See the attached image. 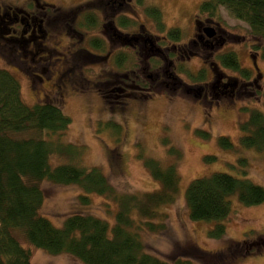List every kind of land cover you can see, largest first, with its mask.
I'll return each instance as SVG.
<instances>
[{"label":"rangeland","instance_id":"374dc122","mask_svg":"<svg viewBox=\"0 0 264 264\" xmlns=\"http://www.w3.org/2000/svg\"><path fill=\"white\" fill-rule=\"evenodd\" d=\"M39 1L43 4L54 3L65 11H81L77 21L73 22L77 26L75 31L59 30L53 37L43 39L40 48H45L46 44L47 51L53 52L54 47L63 50V47L70 45L73 52L79 49L78 55L85 53L87 56L80 55L79 65L75 69L72 65L68 66L67 72L62 71L65 74L63 77L52 78L40 74L31 78L26 73L28 62L22 64L18 60L21 57L17 48L24 45L22 40L10 38L6 42L1 38V35L7 37L8 34L0 20V32H5L0 35V67L18 79L23 101L33 105L52 100L60 105L71 118L65 138L83 148L82 164L88 168L98 167L120 192L151 191L159 187L144 165L145 157L154 158L163 165L175 163L180 172V189L175 201L160 208L165 213V218H162L165 227L158 231H141L145 251L171 264L178 259L188 260L190 264H264V202L244 205L236 195H232L231 211L224 220L225 233L220 238H214L208 234L214 225L213 221L190 219L184 198V191L192 179L216 171L240 178L246 176L264 187V151L239 145L240 123L248 119L250 109H264V59L258 49L260 41L250 33L247 23L231 16L224 7L219 8V15L214 19L219 22L229 43L225 52L233 51L237 54L240 66L247 70L246 76L251 81L255 78L257 87L244 96L215 97L212 92H208L205 98L200 99L194 90L186 93L181 92L180 87L171 90V84L168 87L154 84L153 78L149 79L147 75L154 76L163 72L161 67L148 68L155 60L153 52L129 48L126 60V49L121 48V42H116L112 45L114 48L118 46L115 51L122 52L119 56L121 63L119 59L114 60L113 56L105 57L112 34L99 25L89 26L86 15L94 13L90 10L96 8L102 11L100 15L109 18L113 6L107 4L108 0ZM201 1L125 0V4L116 13L120 16L127 13L122 10L131 9L130 21L135 18L138 23L141 22L153 38L155 35L165 36V32L159 31L157 22L146 11L148 6L155 5L162 11L165 28H180L183 34L180 43H187L193 35L196 18L209 17L199 13ZM1 5L21 7L24 0H0L2 15L5 11ZM45 6L49 9L48 5ZM121 17L128 19L124 15ZM117 34L121 36L118 40L123 41L125 33ZM70 41H78V44L72 45ZM170 41L168 39L163 43ZM95 45L99 48H94ZM90 51L102 54V57L87 53ZM219 53H213L206 60L193 55L190 58L184 56L179 61L182 64L174 72L189 87L196 88L203 81L191 77L201 69L204 75H209L208 63L213 60L221 71L245 78L239 71L223 66ZM251 55H256V68ZM60 57V54L55 55L53 60ZM27 60L31 62L28 57ZM42 66L39 64L38 68ZM132 69L134 77L138 76L137 83L144 87L134 86L136 91L133 94L136 98L123 96L128 92L117 90L119 87L124 88L125 84L130 87L124 89L133 90L131 85L134 82L126 77ZM100 88L105 90L104 102L98 95ZM113 126L116 130L112 129ZM221 135L230 138L233 149L220 146L218 137ZM171 149L177 152V158L176 154L170 152ZM205 156L213 158L204 159ZM239 158L245 159L244 163ZM51 160L53 163L62 161L56 156H52ZM40 187L43 192L40 213L54 225L60 226L73 213H91L110 223L114 221L117 203L103 195L89 193V201L84 204L78 200L84 190L76 184L44 180ZM16 235L30 251V264H85L68 253L50 254L37 249L25 242L20 234Z\"/></svg>","mask_w":264,"mask_h":264},{"label":"trees","instance_id":"16d2710c","mask_svg":"<svg viewBox=\"0 0 264 264\" xmlns=\"http://www.w3.org/2000/svg\"><path fill=\"white\" fill-rule=\"evenodd\" d=\"M220 7L247 23L250 33L260 41L258 49L264 59V0H202L198 11L215 19ZM146 11L164 30L161 9L150 5ZM166 35L173 41L183 38L178 27L168 28ZM219 60L223 66L244 74L235 52H224ZM204 74L201 69L191 78L203 80ZM70 124V116L55 101L26 104L18 79L0 67V264H30V251L16 233L37 249L50 254L68 253L85 264H171L145 251L141 231L165 227V213L160 208L174 202L180 189L176 164L163 165L145 157L144 165L159 187L120 192L98 167L82 164L83 148L65 138ZM239 128L241 147L264 151V109H250L248 119ZM112 129L116 130L114 126ZM218 142L223 148H234L228 136H219ZM170 152L178 157L174 149ZM52 156L62 161L53 163ZM44 180L80 186L84 193L78 200L84 204L89 201V193L116 202L114 221L91 213H73L60 226L54 225L40 213V183ZM232 195L244 205H256L264 202V187L246 176L219 171L192 179L184 191L190 219L213 221L208 234L220 238L225 233L224 220L231 211ZM173 264L190 263L178 259Z\"/></svg>","mask_w":264,"mask_h":264},{"label":"flooded vegetation","instance_id":"af4514ba","mask_svg":"<svg viewBox=\"0 0 264 264\" xmlns=\"http://www.w3.org/2000/svg\"><path fill=\"white\" fill-rule=\"evenodd\" d=\"M90 1L93 2L97 0ZM45 4L49 6V9L45 6ZM45 4L41 3L39 0H24V5L21 7L12 8L10 5H1V7H4L3 9L5 12L2 15L0 14V20L1 23L4 24V31L7 32L6 34H8V36L6 37L1 35L5 32H0V35L6 42L9 41L10 38H20L22 40L24 45L19 46L17 48V52L23 60L21 58L18 60L22 64L25 61L28 62H25L28 64V69L26 71L28 76L35 78L40 74H46L48 77L60 78L65 76L64 72H67L66 68L68 66L71 67L72 65V68L75 69V67L79 65L78 61L80 59V55H84L85 57L87 55L85 53L78 55L79 49L76 50V52H73L72 46L70 45L63 47V50L54 47L53 52H48L46 44L44 46L45 48H40L43 46L42 40L53 37L59 30L65 32L75 31L77 26L74 25L73 22L75 23V20L80 16L81 11L78 12L77 9L65 11L59 6H56L54 3ZM107 4H111L113 6V12L111 14L109 13V18H106V15H100L99 12L102 11L96 8L90 10V12L94 13L86 15L88 16L87 24H89V26L99 25L101 29L102 27L106 28L107 30L105 29V31H109L112 34L110 36L112 37V41L107 44L108 46L105 57L109 58L110 56H113L114 60L117 59L118 61L122 52L119 53L117 50L115 51L116 48L118 49V46L114 48L112 43L116 42H121V48L126 49V60L129 48L131 50L139 49L147 52H153L155 60L152 61V65L150 63L148 68L150 66L155 68L161 67L160 70H162L163 73H157L154 76L147 75L148 78L150 79V77H152V82L158 86L168 87L171 84V90H177L178 87H180L181 92L185 91L186 93L194 90L197 95H200V99L203 97L205 98V96L208 95V92H212L215 97L220 95L229 97H233L235 95L244 96L247 92L252 93L254 91L253 89L257 87V80L254 78L251 81L249 76L245 75L247 70L244 67H241L242 70H245L242 75H244L247 79L236 77L234 75L231 76L228 73L221 71L219 66L213 60L208 63L209 75L206 74L205 78L201 80L203 81V84L196 88L189 87L188 84L184 83L174 72L175 68L182 64L179 63V61H181L184 56L190 58L193 55L206 60L209 59V57L215 52L219 53L222 50V52L219 53V56L225 52L224 49L229 43L223 34L224 31L222 30L219 22L215 21L213 18L206 15V17L202 19V16L200 18H196L193 35L189 38L187 43H180L182 40H171L169 43H163L169 39L166 35L167 28L161 30L157 24L159 31L165 32V36L155 35L156 37L153 38L150 32L147 29H144V25L141 22L138 23L135 18H132V21H130L129 13H132L133 10H122L127 11V13L121 14L120 16H127L128 19L123 17L119 18L120 16L116 13V10H119L118 8L125 4V0H123V2L118 0H108ZM118 32L125 33L123 41L118 40V38L121 37L117 34ZM70 42H72V45L78 44V41ZM31 46L32 48H29ZM95 46L96 47L94 48H99L98 45ZM44 49L46 50L45 54L43 53ZM87 53L95 57H102V54L93 53L91 51ZM59 54L61 57L53 60V57ZM251 56L254 60L253 63L256 68V55ZM27 57L31 60V62L27 60ZM29 63L32 66H30ZM39 64H43V66L38 68ZM16 66L20 68L18 65ZM62 71L64 72L62 73ZM70 73L71 72H69L68 75H70ZM133 74L135 73L132 69L130 74L126 76L128 80H131L132 83L134 82V84L131 85V89L133 90L128 91L130 87L128 84L124 85V88L128 89L119 87L117 90L119 92H122L123 90L128 92L124 93L123 96L136 98V95L133 94L136 91L134 86L137 85L139 88L144 87L137 83L136 80L138 76L136 75V77H134ZM162 77H164V79H162ZM70 88L75 91L73 86ZM196 94L194 95L196 96ZM98 95L104 102L106 99L105 90L101 88L98 89Z\"/></svg>","mask_w":264,"mask_h":264}]
</instances>
